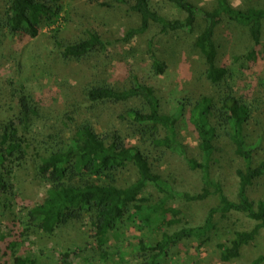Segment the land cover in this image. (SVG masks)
<instances>
[{
	"label": "trees",
	"instance_id": "trees-1",
	"mask_svg": "<svg viewBox=\"0 0 264 264\" xmlns=\"http://www.w3.org/2000/svg\"><path fill=\"white\" fill-rule=\"evenodd\" d=\"M0 2V41L6 35L36 39L43 28H54L60 22L61 0ZM113 2L135 14L138 26L127 29L115 41L89 32L85 39L62 46L64 59H92L107 68L115 44H128L156 26L160 35H183L182 40L190 39L194 53L204 63L203 77L214 92L196 101H179L173 112L165 114L155 88L138 76L127 78L120 86L97 83L85 90L82 100L72 109L50 111L51 134L44 132L40 142L27 139L33 134L32 121L39 117V107L22 99L17 122L10 119L0 134V191L8 189L11 173L35 172L43 187V199L27 210V230L53 234L62 225L78 222L89 229L90 240L105 255L111 236L127 214L138 223V232H160L157 240L138 238L131 244L141 264H164L173 248L189 240L203 241L219 230L218 221L242 215L253 225L230 231L229 237H220L216 243L221 263L238 260L243 249L264 231V200L254 201L250 197L251 187L264 177V151L260 157L259 143L249 142L245 132L261 98L253 88L238 92L227 87L229 70L221 60L217 40L221 25L246 29L251 46L242 56L243 63L264 64V2L239 8L231 0H214V8L205 10L189 0H165L172 10L168 13L161 11L154 0ZM148 55L151 75L165 74L167 64L159 58L153 39L148 42ZM119 104L126 107L114 117L116 124L105 126L98 133L101 116L110 106ZM179 124L194 135L196 156H189L179 140ZM131 137L138 144H130ZM221 140L228 141L233 156L242 164L235 171L237 189L233 199L225 193L220 178L212 177L214 164L222 160L218 149ZM154 152L182 159L189 171L198 174L197 190L183 192L174 188L158 172L152 158ZM130 167L136 178L120 187L119 175ZM150 187L159 193L155 201L144 196ZM175 200L186 204L214 200L215 204L198 224L191 222L172 230L182 223L183 215L172 206ZM16 246L14 242L9 245ZM7 264L40 263L33 256L11 255ZM246 264H264V255Z\"/></svg>",
	"mask_w": 264,
	"mask_h": 264
},
{
	"label": "rangeland",
	"instance_id": "rangeland-1",
	"mask_svg": "<svg viewBox=\"0 0 264 264\" xmlns=\"http://www.w3.org/2000/svg\"><path fill=\"white\" fill-rule=\"evenodd\" d=\"M199 8L212 10L214 0H189ZM164 13L171 12L165 0H154ZM264 0H231L235 7L260 5ZM62 12L58 26L43 28L36 39H22L6 35L0 41V134L3 126L12 119L17 122L21 112V101L25 99L31 105L39 107L40 115L32 121L28 140L40 142L43 133L51 134V110L72 109L80 102L84 92L97 83L120 86L127 78L138 76L157 91L162 100L165 114L174 111L177 102L184 99L199 100L209 96L214 88L205 81L204 63L192 47L189 38L183 35L163 36L159 28L152 26L149 31L136 37L128 44L117 43L110 50V62L102 68L92 59L79 61L62 57V46L76 43L95 32L107 40L122 38L126 30L138 26L135 14L127 13L124 5L113 0H61ZM2 3L0 2V8ZM154 40L157 54L167 64L165 74L154 77L150 73L148 42ZM219 53L221 60L229 70L227 87L238 92L244 88H253L261 98L259 109L245 129L251 143H259L258 154L264 151V64L243 63L242 56L250 48V38L246 29L235 25H221L218 31ZM133 79V78H132ZM125 104L110 106L101 116L96 130L116 124L114 117L120 114ZM179 140L186 146L189 156L198 154L197 141L191 130L183 124L177 127ZM24 138V137H23ZM36 142V143H37ZM128 142L138 144L131 137ZM222 160L214 164L212 177H219L224 191L231 199L237 189L235 171L241 168V162L232 154L227 140L218 145ZM152 158L158 172L168 178L169 183L183 192L197 190L199 177L189 171L183 160L166 153L154 152ZM10 174V173H9ZM8 189L0 191V264H7L11 255L33 256L40 264H141V258L133 251V241L144 238L157 240L160 232L150 235L147 230L138 232V223L132 222L127 214L107 245V255L90 240L86 226L78 222L62 225L53 234L40 233L26 228V212L43 199V187L36 179L35 172L17 171L8 175ZM133 168H127L119 175V186L125 187L135 180ZM144 196L152 201L159 197L155 188L150 187ZM254 201L264 200V177L257 180L250 189ZM172 206L182 212V223L172 230L198 224L214 206V200L186 204L172 201ZM253 221L242 215H232L217 222V229L203 241L189 240L173 248L164 264H223L219 260L216 243L219 238L229 237V232L249 228ZM2 236L4 239L2 240ZM16 247H9L10 243ZM77 254V256H75ZM66 255V257H65ZM264 255V231L250 246L245 247L242 256L228 264H246Z\"/></svg>",
	"mask_w": 264,
	"mask_h": 264
}]
</instances>
